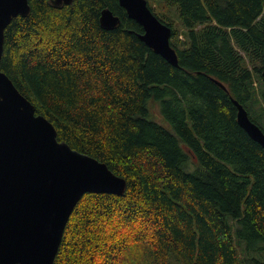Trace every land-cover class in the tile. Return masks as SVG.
Masks as SVG:
<instances>
[{
    "label": "trees",
    "instance_id": "1",
    "mask_svg": "<svg viewBox=\"0 0 264 264\" xmlns=\"http://www.w3.org/2000/svg\"><path fill=\"white\" fill-rule=\"evenodd\" d=\"M153 1L178 14L181 31L149 3L178 68L119 0H29L5 32L0 71L59 142L127 182L82 198L54 264H264V148L234 104L264 133V0Z\"/></svg>",
    "mask_w": 264,
    "mask_h": 264
},
{
    "label": "water",
    "instance_id": "2",
    "mask_svg": "<svg viewBox=\"0 0 264 264\" xmlns=\"http://www.w3.org/2000/svg\"><path fill=\"white\" fill-rule=\"evenodd\" d=\"M74 1L52 0V4L60 8ZM119 4L144 29L139 38L178 68V55L171 46L173 31L148 1L119 0ZM30 13L29 0H0V62L7 28L15 18ZM100 22L111 31L121 20L106 9ZM234 104L240 127L264 148L262 129L239 102ZM126 190V180L106 164L59 142L54 125L37 116L35 106L0 71V264H54L82 198L88 193L122 196Z\"/></svg>",
    "mask_w": 264,
    "mask_h": 264
},
{
    "label": "rangeland",
    "instance_id": "3",
    "mask_svg": "<svg viewBox=\"0 0 264 264\" xmlns=\"http://www.w3.org/2000/svg\"><path fill=\"white\" fill-rule=\"evenodd\" d=\"M150 6L154 9L157 15L165 17L169 20H172L176 26V28L181 31L182 27L179 22L178 14L175 11V9H171L166 7L164 4L156 3L153 0H149ZM157 104L152 103L151 107L153 108V112L157 114L158 116L160 113V108L155 107ZM176 264H181V262L178 259H175Z\"/></svg>",
    "mask_w": 264,
    "mask_h": 264
}]
</instances>
